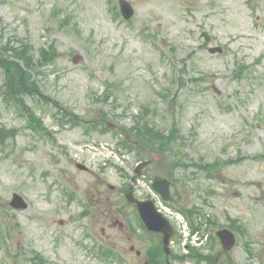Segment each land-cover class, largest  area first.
Here are the masks:
<instances>
[{
  "label": "rangeland",
  "instance_id": "374dc122",
  "mask_svg": "<svg viewBox=\"0 0 264 264\" xmlns=\"http://www.w3.org/2000/svg\"><path fill=\"white\" fill-rule=\"evenodd\" d=\"M127 1L134 9L128 21L117 0H0V43L26 40L36 59L38 50L53 42L60 56L32 72L31 80L81 119L76 126H61L51 104L27 97L54 133L53 144L27 128L0 96V125L17 129L0 147V264L11 262L5 250L19 252L27 264L34 252L48 264H120L117 258L94 257L96 246L118 250L128 264H141L149 236L138 230L143 239L132 240L126 220L134 224V215L119 205L117 189L121 171L131 175L150 153L124 152L117 146L120 131L105 130L101 122L85 125L103 119L128 129L140 114L165 133L175 122L177 150L188 160H237L217 168L212 178L193 167L174 169L181 186L172 205H196L216 224L227 216L238 219L247 229L245 239L258 248L248 263L263 264L264 0ZM202 31L208 32L209 44ZM214 46L222 47V54H210L207 49ZM74 54L82 57L78 64L71 61ZM107 89L112 97L97 99ZM151 154L158 163L139 179L142 194L168 161L166 154ZM70 192L74 197L68 201ZM13 193L24 197L27 209L9 207ZM86 207L88 213L81 215ZM216 228L201 229L206 236ZM173 241V252H182V239ZM244 242L232 252L240 263L248 257ZM131 245L142 251L140 258L130 252Z\"/></svg>",
  "mask_w": 264,
  "mask_h": 264
},
{
  "label": "trees",
  "instance_id": "16d2710c",
  "mask_svg": "<svg viewBox=\"0 0 264 264\" xmlns=\"http://www.w3.org/2000/svg\"><path fill=\"white\" fill-rule=\"evenodd\" d=\"M11 57L14 59H5V62L1 63V66L7 70V90L5 92L6 98L14 102L16 106H23L26 108L23 96L28 94H38L37 86L34 82L30 80V75L21 68V66L17 63L16 59L21 60L27 68L33 67L32 56L30 54V47L21 43L18 47L12 46ZM57 55L56 50L53 46H50L48 51L40 50V60L39 64H45L51 62L54 57ZM46 100V98L43 97ZM56 105V103H54ZM27 109V108H26ZM28 110V109H27ZM27 119L32 128H36L39 126V121L34 117L32 113L27 111ZM9 135H12L11 131L6 132ZM174 131H172V135L169 138L171 141L174 140L173 136ZM3 135L0 130V144L2 143ZM210 167L205 168L208 170Z\"/></svg>",
  "mask_w": 264,
  "mask_h": 264
},
{
  "label": "water",
  "instance_id": "95a60500",
  "mask_svg": "<svg viewBox=\"0 0 264 264\" xmlns=\"http://www.w3.org/2000/svg\"><path fill=\"white\" fill-rule=\"evenodd\" d=\"M120 4V9L123 14V16L128 19L131 17L133 10L130 6V4L124 0H119ZM80 58L79 57H74L73 61L77 62ZM11 205L15 208L21 209L24 208L26 205L24 204L23 200L21 199L20 196L18 195H13V199L11 201ZM144 221L146 222V225L149 229L154 230V231H159L164 234L163 237V243L166 245L168 243V238L171 234V229L167 223V221L161 217L159 214L154 213H146L145 216L143 217ZM226 232L225 230L221 231L219 234L222 238V235H225ZM166 250V248H165ZM167 251V250H166Z\"/></svg>",
  "mask_w": 264,
  "mask_h": 264
},
{
  "label": "flooded vegetation",
  "instance_id": "af4514ba",
  "mask_svg": "<svg viewBox=\"0 0 264 264\" xmlns=\"http://www.w3.org/2000/svg\"><path fill=\"white\" fill-rule=\"evenodd\" d=\"M123 188H124V187L121 185V186L119 187L118 191L121 192V189H123ZM128 190H132V191L134 192V185H128ZM124 194H125V192H124ZM146 198H147V197H146L145 195H142V194H141L140 199H146ZM129 205H130V204H129ZM130 206H132L133 208H135V206H133V205H130ZM227 259L230 260V261H232L233 264H236L235 261L233 260V258H232V256H231L230 254L227 255ZM218 263H219V264H225L224 260L219 262L218 258H216V259H215V264H218Z\"/></svg>",
  "mask_w": 264,
  "mask_h": 264
}]
</instances>
